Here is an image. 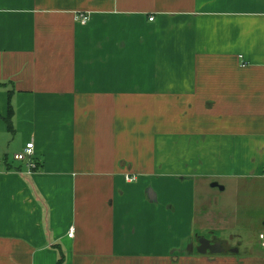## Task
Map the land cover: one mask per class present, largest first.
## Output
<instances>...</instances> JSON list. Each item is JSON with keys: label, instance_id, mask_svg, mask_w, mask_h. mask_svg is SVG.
I'll return each mask as SVG.
<instances>
[{"label": "crops", "instance_id": "1", "mask_svg": "<svg viewBox=\"0 0 264 264\" xmlns=\"http://www.w3.org/2000/svg\"><path fill=\"white\" fill-rule=\"evenodd\" d=\"M0 264H264V0H0Z\"/></svg>", "mask_w": 264, "mask_h": 264}, {"label": "built area", "instance_id": "2", "mask_svg": "<svg viewBox=\"0 0 264 264\" xmlns=\"http://www.w3.org/2000/svg\"><path fill=\"white\" fill-rule=\"evenodd\" d=\"M80 23L85 24L88 21V15L86 14H78L76 17ZM153 17H150L149 20H152ZM33 149H34V144L33 142H28L26 143L25 147L22 149V151L15 153L14 154V159L17 161H22L26 164L27 166V172L30 173L32 172L36 167L37 163L32 159L33 157ZM135 177H126L127 181H133ZM72 230L68 233L69 236H72ZM261 238H263V235H260Z\"/></svg>", "mask_w": 264, "mask_h": 264}, {"label": "rangeland", "instance_id": "3", "mask_svg": "<svg viewBox=\"0 0 264 264\" xmlns=\"http://www.w3.org/2000/svg\"><path fill=\"white\" fill-rule=\"evenodd\" d=\"M249 223V221L248 222H246L245 224H248ZM252 234H253V232H252Z\"/></svg>", "mask_w": 264, "mask_h": 264}]
</instances>
